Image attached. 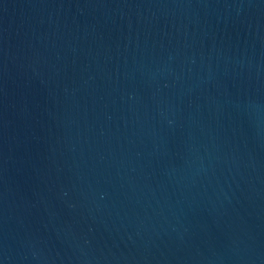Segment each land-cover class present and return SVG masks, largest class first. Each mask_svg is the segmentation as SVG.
I'll return each mask as SVG.
<instances>
[{
  "label": "water",
  "instance_id": "95a60500",
  "mask_svg": "<svg viewBox=\"0 0 264 264\" xmlns=\"http://www.w3.org/2000/svg\"><path fill=\"white\" fill-rule=\"evenodd\" d=\"M0 264H264V0H0Z\"/></svg>",
  "mask_w": 264,
  "mask_h": 264
}]
</instances>
